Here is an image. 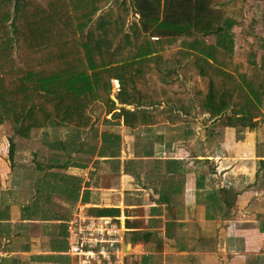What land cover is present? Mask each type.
<instances>
[{
	"label": "crops",
	"instance_id": "obj_1",
	"mask_svg": "<svg viewBox=\"0 0 264 264\" xmlns=\"http://www.w3.org/2000/svg\"><path fill=\"white\" fill-rule=\"evenodd\" d=\"M262 3L249 37L226 11L245 63L251 46L256 59L264 52ZM117 93L110 84L114 109L94 102L85 126L49 122L16 139L0 124V264H71L68 219L100 208L123 219L129 264H264V117L231 127L195 109L177 118L161 101L125 124L119 108L143 105Z\"/></svg>",
	"mask_w": 264,
	"mask_h": 264
},
{
	"label": "trees",
	"instance_id": "obj_2",
	"mask_svg": "<svg viewBox=\"0 0 264 264\" xmlns=\"http://www.w3.org/2000/svg\"><path fill=\"white\" fill-rule=\"evenodd\" d=\"M214 1L0 0V124L7 121L24 138L49 122L85 126L94 102L114 109L116 77L117 101L143 105L119 108L125 124L151 117L154 103L164 101L161 112L195 109L226 126H257L264 117V52L256 59L251 46L247 63L233 55ZM206 35H216L214 42Z\"/></svg>",
	"mask_w": 264,
	"mask_h": 264
},
{
	"label": "built area",
	"instance_id": "obj_3",
	"mask_svg": "<svg viewBox=\"0 0 264 264\" xmlns=\"http://www.w3.org/2000/svg\"><path fill=\"white\" fill-rule=\"evenodd\" d=\"M111 90H120L116 78ZM127 228L122 218L83 214L78 209L67 221L68 254L71 264H129L124 247Z\"/></svg>",
	"mask_w": 264,
	"mask_h": 264
},
{
	"label": "rangeland",
	"instance_id": "obj_4",
	"mask_svg": "<svg viewBox=\"0 0 264 264\" xmlns=\"http://www.w3.org/2000/svg\"><path fill=\"white\" fill-rule=\"evenodd\" d=\"M214 4L216 8H219L223 14V25L227 28V33H229L232 25L235 23L233 20H231L230 16H233L234 18L237 17L238 21L236 27L240 31V36L247 37L249 34V29H255L256 32L259 33L261 31L260 24H257V19L260 15L259 11L263 9V3L262 0H215ZM227 12H230V16L226 14ZM243 11H245V15H242ZM241 13V18L238 17V13ZM237 14V15H236ZM242 17H244L242 19ZM242 19V20H241ZM241 24V25H239ZM233 37H235V34H233ZM239 37V36H238ZM249 37V36H248ZM253 39H250L252 41ZM246 44L248 46V41H246ZM263 49L264 47H259ZM5 124L3 125L2 129H7L9 131L12 130L10 124L7 121H4ZM52 124V123H50ZM13 132V131H11ZM13 137L16 139H19V136L12 133Z\"/></svg>",
	"mask_w": 264,
	"mask_h": 264
}]
</instances>
